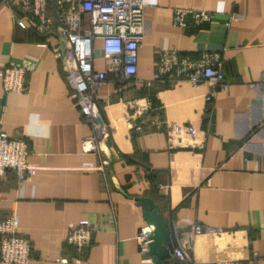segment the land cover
<instances>
[{"label": "crops", "instance_id": "crops-1", "mask_svg": "<svg viewBox=\"0 0 264 264\" xmlns=\"http://www.w3.org/2000/svg\"><path fill=\"white\" fill-rule=\"evenodd\" d=\"M142 2L147 32L131 86L110 81L96 91L110 133L97 153L83 149L92 131L56 57L60 43L19 27L20 15L0 5V68L30 66L26 92L4 95L0 78V131L27 143L35 173L0 182V219L17 216L32 245L28 264H143L151 258L136 237L150 227L138 199L147 197L163 220L172 213L186 224L181 249L196 264H264V0ZM175 9L212 19L188 14L182 26ZM164 51L219 55L223 89L208 103L205 84L147 86ZM94 67H106L100 41ZM176 124L195 134L176 133ZM84 221L92 241L78 251L66 236ZM194 224L220 232L193 237Z\"/></svg>", "mask_w": 264, "mask_h": 264}, {"label": "built area", "instance_id": "built-area-1", "mask_svg": "<svg viewBox=\"0 0 264 264\" xmlns=\"http://www.w3.org/2000/svg\"><path fill=\"white\" fill-rule=\"evenodd\" d=\"M0 5L16 11V24L21 28H34L44 35L54 36L60 43L56 57L62 64L70 89L79 98V109L84 121L91 128V135L84 141L85 152H99L108 147L109 125L97 100L96 91L113 81L122 90L128 89L138 66V50L147 32L143 19L142 0H0ZM52 12L49 14V12ZM175 20L184 26V17L190 15L195 22L212 19L206 12L175 9ZM233 14L231 18L236 17ZM101 42L105 61L104 70L94 67V44ZM27 64L0 68L2 93L27 91ZM155 81H167L171 85L188 83L194 87L205 84L209 93L205 101L210 103L224 87V73L219 55L205 56L200 60L179 59L173 52L160 54L159 68L146 85ZM147 109H151L147 105ZM140 130V126L136 127ZM176 133L195 134L192 126L176 124ZM29 151L23 139L11 138L0 131V182L13 176L23 182L35 173L28 163ZM218 233L204 229L200 224L192 226V236L202 233ZM92 241L88 221L69 227L66 242L78 251L87 248ZM142 251L150 240V230L143 229L136 237ZM32 245L28 238L18 234V218L10 215L0 219V262L4 264H28ZM143 264H153L150 259ZM163 264H196L190 253L176 249Z\"/></svg>", "mask_w": 264, "mask_h": 264}, {"label": "water", "instance_id": "water-1", "mask_svg": "<svg viewBox=\"0 0 264 264\" xmlns=\"http://www.w3.org/2000/svg\"><path fill=\"white\" fill-rule=\"evenodd\" d=\"M144 209V218L150 227V242L146 246V253L150 255L153 264H163L170 258L174 250L189 242V233L185 230L186 224L173 222L172 213L163 220L152 199L139 198Z\"/></svg>", "mask_w": 264, "mask_h": 264}, {"label": "trees", "instance_id": "trees-1", "mask_svg": "<svg viewBox=\"0 0 264 264\" xmlns=\"http://www.w3.org/2000/svg\"><path fill=\"white\" fill-rule=\"evenodd\" d=\"M169 259V258H168Z\"/></svg>", "mask_w": 264, "mask_h": 264}]
</instances>
